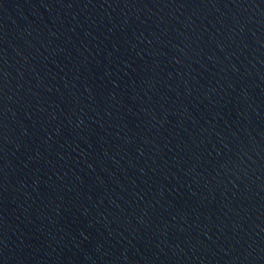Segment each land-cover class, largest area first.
Instances as JSON below:
<instances>
[{
  "label": "water",
  "instance_id": "obj_1",
  "mask_svg": "<svg viewBox=\"0 0 264 264\" xmlns=\"http://www.w3.org/2000/svg\"><path fill=\"white\" fill-rule=\"evenodd\" d=\"M0 264H264V0H0Z\"/></svg>",
  "mask_w": 264,
  "mask_h": 264
}]
</instances>
